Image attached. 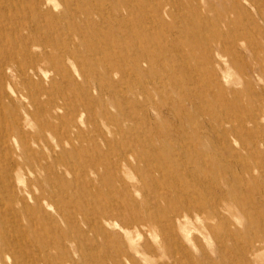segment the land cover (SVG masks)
I'll use <instances>...</instances> for the list:
<instances>
[{
  "label": "rangeland",
  "instance_id": "374dc122",
  "mask_svg": "<svg viewBox=\"0 0 264 264\" xmlns=\"http://www.w3.org/2000/svg\"><path fill=\"white\" fill-rule=\"evenodd\" d=\"M0 264H264V0H0Z\"/></svg>",
  "mask_w": 264,
  "mask_h": 264
},
{
  "label": "bare ground",
  "instance_id": "6f19581e",
  "mask_svg": "<svg viewBox=\"0 0 264 264\" xmlns=\"http://www.w3.org/2000/svg\"><path fill=\"white\" fill-rule=\"evenodd\" d=\"M39 143V142H38ZM3 178V177H2ZM5 212V211H4Z\"/></svg>",
  "mask_w": 264,
  "mask_h": 264
}]
</instances>
